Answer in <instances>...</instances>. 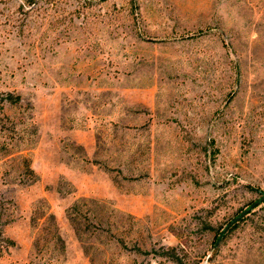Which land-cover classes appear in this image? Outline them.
<instances>
[{
	"label": "rangeland",
	"instance_id": "374dc122",
	"mask_svg": "<svg viewBox=\"0 0 264 264\" xmlns=\"http://www.w3.org/2000/svg\"><path fill=\"white\" fill-rule=\"evenodd\" d=\"M263 196L264 0H0V264H264Z\"/></svg>",
	"mask_w": 264,
	"mask_h": 264
},
{
	"label": "water",
	"instance_id": "95a60500",
	"mask_svg": "<svg viewBox=\"0 0 264 264\" xmlns=\"http://www.w3.org/2000/svg\"><path fill=\"white\" fill-rule=\"evenodd\" d=\"M264 201V196L261 197L260 199L256 200L255 202H253L249 208L244 209L242 212H240L236 217H234L225 227L224 229L220 232V235L216 241V244L219 243L221 237L223 236V234L236 222H238V220L243 217L244 215H246L250 210L254 209L256 206H258L261 202Z\"/></svg>",
	"mask_w": 264,
	"mask_h": 264
},
{
	"label": "trees",
	"instance_id": "16d2710c",
	"mask_svg": "<svg viewBox=\"0 0 264 264\" xmlns=\"http://www.w3.org/2000/svg\"><path fill=\"white\" fill-rule=\"evenodd\" d=\"M19 97L18 96H12L11 94H7L6 97L4 99H2V101H8L10 102L11 104H15L17 103ZM61 240V238H58ZM171 250H175L174 247H170Z\"/></svg>",
	"mask_w": 264,
	"mask_h": 264
}]
</instances>
